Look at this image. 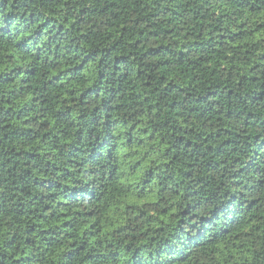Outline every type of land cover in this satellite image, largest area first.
<instances>
[{
    "label": "trees",
    "instance_id": "1",
    "mask_svg": "<svg viewBox=\"0 0 264 264\" xmlns=\"http://www.w3.org/2000/svg\"><path fill=\"white\" fill-rule=\"evenodd\" d=\"M0 264H264V0H0Z\"/></svg>",
    "mask_w": 264,
    "mask_h": 264
}]
</instances>
